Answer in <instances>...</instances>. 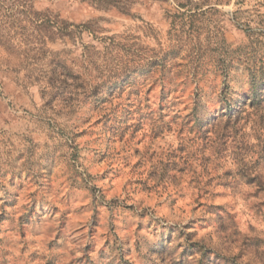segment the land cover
<instances>
[{
    "label": "clouds",
    "instance_id": "obj_1",
    "mask_svg": "<svg viewBox=\"0 0 264 264\" xmlns=\"http://www.w3.org/2000/svg\"><path fill=\"white\" fill-rule=\"evenodd\" d=\"M0 264H264V0H0Z\"/></svg>",
    "mask_w": 264,
    "mask_h": 264
}]
</instances>
